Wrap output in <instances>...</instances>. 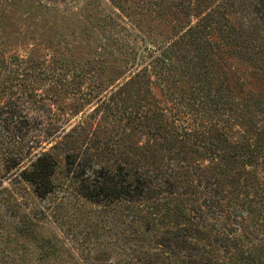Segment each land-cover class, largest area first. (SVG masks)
Listing matches in <instances>:
<instances>
[{"label":"trees","instance_id":"trees-1","mask_svg":"<svg viewBox=\"0 0 264 264\" xmlns=\"http://www.w3.org/2000/svg\"><path fill=\"white\" fill-rule=\"evenodd\" d=\"M140 1L139 10L154 4L160 17L175 8L180 35L164 46L161 56L137 71L129 41L115 39L123 55L114 56L115 60L122 63L119 66L132 65L128 69L133 74L124 82L111 84L114 77L102 71L94 76L88 60L86 68L75 70L65 57L52 55L45 61L49 63H43L34 55H9L0 46V203L8 191L3 182L11 175L32 185L38 198L54 192L57 162L49 151H35L60 136L69 150L68 172L79 180L81 196L105 207L118 204L132 213L131 224L120 231L123 239H137L151 226L158 228L155 236L143 239L148 240L145 255L125 259L128 264H264V238L255 242L247 234L235 235L233 224L224 221L240 207L251 212L249 219L242 220V229L264 220L263 185L248 177L255 174L248 167L264 168V127L250 124L264 115V89L249 94L243 103H233L228 73H219L214 58L252 59L257 75L264 79V0H226L206 13L215 0ZM192 11L199 20L183 28ZM149 51L153 53L151 47ZM99 56L104 59L101 52ZM64 64L69 76L62 71ZM94 64L105 72L106 67ZM115 70L113 75L122 68ZM71 76L81 80L91 76L86 90L78 91ZM169 81L183 82L184 87L171 91ZM158 82L165 103L152 93L151 85ZM91 101L92 114L80 121L78 129L56 123L61 121L58 111L69 110L66 117L72 115L66 122L71 123L74 113ZM188 115L197 125L188 126ZM100 120L105 124L99 126ZM118 123L126 126L116 145L111 143L110 126ZM200 157L210 165L201 163ZM9 196L7 209L18 207L15 196ZM19 214L20 221L0 215V264L32 261L17 250L24 246L21 237L31 241L29 224L36 216L22 210ZM244 240L251 242L253 251L239 250L244 249L239 247ZM36 245L43 249L46 242L36 240ZM44 255L41 252L42 259Z\"/></svg>","mask_w":264,"mask_h":264},{"label":"rangeland","instance_id":"rangeland-1","mask_svg":"<svg viewBox=\"0 0 264 264\" xmlns=\"http://www.w3.org/2000/svg\"><path fill=\"white\" fill-rule=\"evenodd\" d=\"M222 1L226 0L212 1L210 7L204 12L212 11L218 2ZM141 3L140 0H0V46L5 48L9 55L21 57L34 55L35 59L43 63L50 61L52 55L65 57L69 59L68 64L75 70L86 68L88 60L89 65L94 67V72L96 71L94 76L102 71L103 75L114 77L115 80L111 81V84L115 81L116 83L124 82L130 80L133 74V71L128 69L132 65H128L127 68L124 65L119 66L122 63L119 64L115 60L114 56H123L114 44L115 39L125 37L129 41L134 49L131 61H134V70L137 71L152 63L155 57L161 56L164 46L180 35L175 26V19H178L175 16V8L166 9L164 16L160 17L154 11L158 8L157 6L153 4L148 10H139L137 7L142 6ZM199 17L198 13L192 11L187 19L181 18L188 21L183 28L191 24L194 26ZM114 19L116 21L109 24ZM147 47L152 48V54H149L150 51L146 52ZM100 52L104 55V59L99 56ZM141 56L144 57V61ZM214 58L216 63H219V73H228L229 100L233 103H243L244 98L249 94L253 92L257 94L261 92L260 89H264V79L257 75L258 69L254 67L255 63H251L254 62L252 59L249 62L244 61L237 55H224L220 58L215 56ZM94 63L106 67L105 72L104 68L100 70ZM62 68V71L68 73L69 76L66 64ZM115 68H122V70L113 75L112 71ZM87 78L81 80L71 76L78 91L79 89L86 90L91 76ZM167 86L175 92L184 87L183 82L173 81H169ZM151 89L155 98L163 103L167 101L165 91L162 90L159 82L152 84ZM105 95H107L106 92ZM94 105V102L92 105H83L79 113H74L75 116L71 118V123L66 122L72 115L66 117L69 110L58 111L61 121L56 123L60 126H67V129L77 125L78 129L80 121L92 114L91 109ZM55 108L57 109V106ZM232 113L234 114V112L230 114ZM262 118L264 120V115L260 116L259 121L256 119L250 121V124L252 126L257 124L255 126L263 128ZM186 120L189 127L197 125L193 116L188 115ZM89 121L92 123L93 120ZM100 121L99 126L106 122ZM234 123L235 125H232L237 127L238 124L236 125L235 121ZM96 125L97 122L94 123V126ZM125 126L126 123L110 126L111 143L116 145L121 143L120 137L124 135ZM91 127L92 124L87 127L86 133L91 131ZM78 131L83 130L79 128ZM61 140L60 136L54 137L50 143H44L35 151H49L57 162L53 176L54 192L47 198H38L33 193L32 185L22 181L19 176L11 175L3 182V186L8 191L4 192V197L1 199L0 215H7L4 219L17 218L20 221L19 211L22 210L26 215L36 216H32L34 224H29L33 232L29 234L31 241L27 242L24 237H21L20 242L24 246L19 247L17 251L32 259L29 264H128L125 259L144 256L143 246L148 244V240L143 239L155 236L156 227L151 226V230L144 232V236L141 235L137 239L130 241L123 239L120 231L126 224H131L132 213L125 212L118 204L105 207L94 204L81 196L77 186L79 180L68 172L66 154L69 150ZM55 144L58 145L54 147ZM84 145L83 143L78 144L76 151ZM89 145L93 151L96 150L93 148L94 142L91 141ZM200 162L210 165V162L203 160L202 157H200ZM248 170L255 173L248 177H254V180L260 182L263 185L261 189L264 191V168L248 167ZM229 184L231 183L229 182L228 186ZM9 193H12L18 200V207L7 209V201H11ZM236 210L241 212L239 216H237L239 213L234 212V215L231 214L224 220L233 224L235 235L247 234L255 242H257V237L264 238V220L256 226L251 225L249 230L242 229L241 225L244 224L242 220L249 219L251 212L243 207L236 208ZM156 233V235L160 234L158 231ZM36 240L46 242V247L38 248ZM244 242V246H239L244 249L239 250L253 251L251 242L248 240ZM123 248H128L127 252L131 254ZM41 252L47 253L43 259L40 256Z\"/></svg>","mask_w":264,"mask_h":264}]
</instances>
